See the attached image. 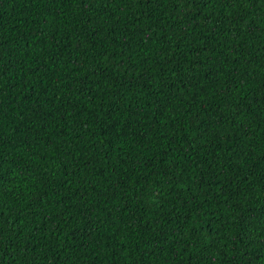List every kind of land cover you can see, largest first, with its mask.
I'll return each mask as SVG.
<instances>
[{
  "label": "trees",
  "instance_id": "16d2710c",
  "mask_svg": "<svg viewBox=\"0 0 264 264\" xmlns=\"http://www.w3.org/2000/svg\"><path fill=\"white\" fill-rule=\"evenodd\" d=\"M264 0H0V264H264Z\"/></svg>",
  "mask_w": 264,
  "mask_h": 264
},
{
  "label": "snow or ice",
  "instance_id": "6c2138e0",
  "mask_svg": "<svg viewBox=\"0 0 264 264\" xmlns=\"http://www.w3.org/2000/svg\"><path fill=\"white\" fill-rule=\"evenodd\" d=\"M261 199H264V193H261Z\"/></svg>",
  "mask_w": 264,
  "mask_h": 264
}]
</instances>
